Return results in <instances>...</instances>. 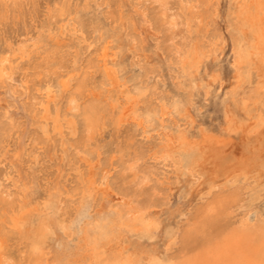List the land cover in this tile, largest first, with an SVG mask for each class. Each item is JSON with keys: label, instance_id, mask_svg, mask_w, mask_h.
Listing matches in <instances>:
<instances>
[{"label": "bare ground", "instance_id": "obj_1", "mask_svg": "<svg viewBox=\"0 0 264 264\" xmlns=\"http://www.w3.org/2000/svg\"><path fill=\"white\" fill-rule=\"evenodd\" d=\"M223 1L0 0V264H264V165L225 148L264 153V0L225 20ZM210 96L225 128L198 119ZM49 152L59 180L36 193L15 159ZM210 162L230 168L202 187ZM187 174L198 202L174 208Z\"/></svg>", "mask_w": 264, "mask_h": 264}, {"label": "rangeland", "instance_id": "obj_2", "mask_svg": "<svg viewBox=\"0 0 264 264\" xmlns=\"http://www.w3.org/2000/svg\"><path fill=\"white\" fill-rule=\"evenodd\" d=\"M226 0L223 1V5H225ZM113 12L116 11V8L113 7V9H111ZM111 11V12H112ZM225 11H226V5L225 7H223V13H222V19L225 20ZM117 14V11H116ZM222 23V27L225 28L224 21H221ZM11 29H9L10 31ZM144 32V31H143ZM146 36V38H145ZM144 37V41L143 43L145 44V48L148 47L149 49H146L148 54L150 55V62L151 64L149 66H158L159 64L164 65L163 60L161 58V55L158 54L159 51L155 50L154 47H152V39L149 35L148 32H144L143 34ZM161 53V52H160ZM165 55V54H164ZM163 56V55H162ZM218 64H221V68H222V72L223 75L222 77L225 80V85H230L232 82V78H231V74H232V70L230 68V64L229 61L227 60V54H225L224 58L220 61V62H216L215 60L212 59L210 66L211 67H215L218 66ZM210 101V103H209ZM207 102L206 107H204L203 113L201 116H198V119H204L207 121L208 125H214L218 128L223 127L224 126V110L222 109V105H221V98L218 97H214V96H210V99ZM223 110V111H221ZM12 115H14L15 117H23L24 114V109L22 106H18L17 108H14L12 110ZM31 127L29 126L28 130H30ZM32 132V131H31ZM115 133V129L113 127H109L106 131L103 132L102 134V138H104V140H109L111 139V135ZM127 134V130H123V134H121L120 138L124 139L123 137ZM259 138L261 137V135H258ZM28 139L27 136H24L22 143L26 144V140ZM28 141V140H27ZM247 142L244 138H241L240 135H235L232 140L230 142H228V144L226 145V149L228 150L227 152L233 154H236L235 156L238 158L236 161L237 162H241L242 159L245 160V156H247V158H249L247 161L252 163L253 165H259L261 166L262 164L264 165V153L261 152L260 150H256L255 152H248V147L246 145ZM151 144L150 141L147 143V145ZM256 149V148H255ZM3 153V155H2ZM50 154L41 161V163L34 167L32 170H28V169H23L21 167L22 164V156H20L19 158L15 159V162L17 163V166L22 170V174L24 175L26 171H29V178H30V182H28V186L30 187L29 190H33L36 191V193L38 191H42L43 189L47 188L48 184L47 181L49 179H52L53 184L51 186L54 185V183L59 180V178L55 177L56 174V166L57 164V160L58 157L56 155H51L52 152H49ZM0 154L2 155V159L3 162H0V164L3 166V164L5 163H9L11 160H13L14 158L12 157L11 153L5 151V149H3V151L1 150ZM250 156V157H248ZM0 157V158H1ZM24 159V158H23ZM25 160V159H24ZM14 161V160H13ZM235 161V162H236ZM230 164V163H229ZM226 165V164H215V162H210L207 165L204 166V168L202 169L204 172V178H203V184L201 185L203 187L204 184H206V182L212 178L214 175L219 176V178H225L226 174L225 171L228 169L227 167L230 168V166ZM0 165V166H1ZM262 165V167H263ZM66 166V164H65ZM261 167V168H262ZM68 176H70L67 171H65V176L63 178H67ZM55 180V181H54ZM189 181V184H188ZM190 176L184 175L182 176L181 180L179 181V183L176 185V187L173 190L172 193V203L174 205V208H178L179 206H183V205H189L190 203H192V205L196 204L198 202L199 197L196 195L197 192L193 191L191 192L189 190L190 188ZM61 184V183H60ZM201 186L197 187L200 188ZM55 192V191H53ZM110 198V197H109ZM109 198L107 200H109ZM89 200V199H88ZM194 201V202H193ZM90 202H86L80 209L79 213L81 214V216L79 217H83L86 213L90 212L89 211V204ZM109 202L107 203V207H108ZM106 207V208H107ZM107 210V209H106ZM80 218V219H81ZM162 237L164 238L165 236L162 235Z\"/></svg>", "mask_w": 264, "mask_h": 264}]
</instances>
